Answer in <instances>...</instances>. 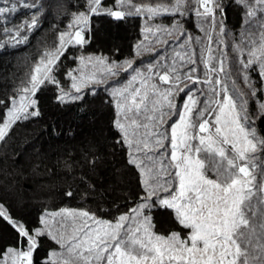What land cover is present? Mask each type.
I'll return each instance as SVG.
<instances>
[{"label":"snow or ice","instance_id":"snow-or-ice-1","mask_svg":"<svg viewBox=\"0 0 264 264\" xmlns=\"http://www.w3.org/2000/svg\"><path fill=\"white\" fill-rule=\"evenodd\" d=\"M233 2L243 10L245 26L226 45L228 53L221 48L231 35L221 0L78 4L82 10L72 13L57 47L41 57L27 84L9 98L0 117V142L17 122L40 115L35 97L42 88L54 85L57 103L64 104L97 94L92 85H104L109 103L115 102L110 147L124 152L133 171L135 206L112 221L87 210L65 209L44 213L30 225L0 203V224L15 238L14 245L0 249V264H35L41 238L59 248L50 250L41 264H264V135L257 130L258 122H264V0ZM10 11L15 6H0V16ZM99 15L143 20L145 40L152 39L138 43L135 51L153 59L141 70L134 60L109 63L107 57L82 51L74 58L78 67L66 73L72 94L54 72L68 47L83 50L90 42V20ZM191 16L202 36L189 34ZM37 23L33 14L11 38L25 42L21 33ZM121 72L130 78L109 83ZM85 88L89 92L81 95ZM181 93L184 100L178 105ZM250 100L256 102L254 110ZM89 163L94 166L95 159ZM156 209L170 210L178 229L157 233Z\"/></svg>","mask_w":264,"mask_h":264},{"label":"trees","instance_id":"trees-1","mask_svg":"<svg viewBox=\"0 0 264 264\" xmlns=\"http://www.w3.org/2000/svg\"><path fill=\"white\" fill-rule=\"evenodd\" d=\"M112 2L103 0V5L110 6ZM83 3L84 0H0V6H15V11L0 16V100L4 101L0 117L9 106V98L27 84L34 65L57 47L59 34L66 30L72 13L82 10L78 4ZM24 4L36 7H23ZM221 5L226 30L235 36L244 28L243 10L233 0H221ZM33 14L38 16L36 27L21 33L27 36L25 42L16 43L11 38L13 30L30 21ZM194 18L190 17L187 28L196 33ZM142 24L140 18L114 21L105 15L92 16L90 42L83 50L68 47L58 61L54 75L64 90L70 84L66 73L78 66L74 58L82 51L107 57L111 62L134 59L135 46L143 37ZM254 78L259 79L257 75ZM58 91L49 85L37 92L40 115L17 122L6 140L0 142V203L30 225L45 211L62 208L84 209L113 220L135 206L136 191V180L126 165L124 152L110 147L115 136L111 127L114 101L109 103L111 97L99 89L81 101L60 104L55 99ZM258 124V132L264 135V122ZM93 159L94 166L89 163ZM68 191L73 192L71 197L65 195ZM169 213L165 209L153 210L157 233L167 235L178 229ZM14 244L12 230L0 224V249ZM52 249L57 245L41 238L34 254L35 264H41Z\"/></svg>","mask_w":264,"mask_h":264},{"label":"rangeland","instance_id":"rangeland-1","mask_svg":"<svg viewBox=\"0 0 264 264\" xmlns=\"http://www.w3.org/2000/svg\"><path fill=\"white\" fill-rule=\"evenodd\" d=\"M258 16H259V13H258ZM193 23H194V26H195V32H196V33L191 32V31L189 30V34L192 35L193 37H196V36H202V33L200 32L199 28L196 26V24H197L196 18H194ZM244 26H245V25H244ZM242 31H243V29H242L238 34H236L235 36H233V34H232L231 31H228L231 35L225 39V43H224V44H221V48L223 49V51H224L225 53H228V52H230V50H231V49H230L229 47H227L226 45H227V44H230V43L232 42V37H237V38H238L239 35H240V33H241ZM151 39H152V37L149 36L148 39L145 40V36H144V34H143V37H142V40H141V41H144V42L147 44L148 41H150ZM141 41H140V42H141ZM173 46H174V45H173ZM159 47H160V48H164L165 46H164V45H159ZM169 50H170V49H169ZM152 59H153L152 55H149V54H145V55H143V56H137L136 51H135V58L132 59V60L135 61V63H134L133 66H134V67H139L141 70H143L144 67H145V64H146L148 61L152 60ZM132 60H125V61H122L121 63H123V62H127V61H132ZM142 61H143V63H142ZM108 62L111 63V61H109V60H108ZM77 67H78V66H77ZM77 67H76V68H77ZM77 75H78V73H77ZM254 75H257V76H258V74H253V76H254ZM129 78H130V77H129V74H128V73L121 72V74H120V76H119L118 78H110V79H109V83H114L115 79H119L121 82H125V81H126L127 79H129ZM257 81H258V80H257ZM70 85H71V81H70L69 87H68L67 89H65V91L72 92V94H75L74 91L71 89ZM241 86L243 87L242 82H241ZM257 86H258V85H257ZM195 87H199V86H195ZM91 88L94 90V92H96V91L99 90V89L104 90V85H92ZM86 92H89V89H88V88L83 89L81 95H84V93H86ZM258 95H259V94H258ZM183 100H184V94L181 93L180 96L177 98V104H178V105H181V104L183 103ZM114 104H115V102H114ZM255 107H256V102H255V100H250V108L254 110ZM30 110H31V109H30ZM65 209H67V210H77V211H79V210H84V209H79V208H62V209H59V210H56V211H45L44 213H49V214H51V213H58V212H60L61 210H65ZM44 213H42V214H44ZM42 214H41V215H42ZM96 217H97V216H96ZM97 218H99V217H97ZM99 219L106 220V221H112V220L103 219V218H99ZM56 250H59L58 245H57V249H56Z\"/></svg>","mask_w":264,"mask_h":264}]
</instances>
